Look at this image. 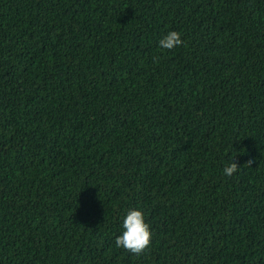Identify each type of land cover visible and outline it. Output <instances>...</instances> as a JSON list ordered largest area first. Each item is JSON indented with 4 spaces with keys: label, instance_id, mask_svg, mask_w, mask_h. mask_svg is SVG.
Here are the masks:
<instances>
[{
    "label": "trees",
    "instance_id": "1",
    "mask_svg": "<svg viewBox=\"0 0 264 264\" xmlns=\"http://www.w3.org/2000/svg\"><path fill=\"white\" fill-rule=\"evenodd\" d=\"M0 264H264V0H0Z\"/></svg>",
    "mask_w": 264,
    "mask_h": 264
},
{
    "label": "clouds",
    "instance_id": "2",
    "mask_svg": "<svg viewBox=\"0 0 264 264\" xmlns=\"http://www.w3.org/2000/svg\"><path fill=\"white\" fill-rule=\"evenodd\" d=\"M183 43L181 33L169 31L160 41L159 46L163 49H174ZM253 160L249 159L244 165L251 167ZM239 169L238 165L232 163L224 168V174L231 176ZM152 232L150 225L145 222L144 213L141 210L130 209L123 220V232L115 239L118 248H123L134 255H142L151 245Z\"/></svg>",
    "mask_w": 264,
    "mask_h": 264
}]
</instances>
